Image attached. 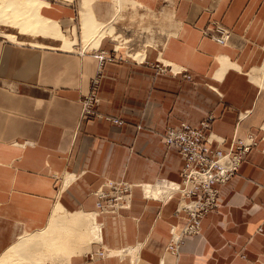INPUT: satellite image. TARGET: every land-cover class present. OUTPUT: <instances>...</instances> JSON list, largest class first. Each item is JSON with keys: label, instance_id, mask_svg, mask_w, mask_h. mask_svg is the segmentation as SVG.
<instances>
[{"label": "crops", "instance_id": "0c3cea01", "mask_svg": "<svg viewBox=\"0 0 264 264\" xmlns=\"http://www.w3.org/2000/svg\"><path fill=\"white\" fill-rule=\"evenodd\" d=\"M47 1L46 15L62 27L80 15L82 0ZM133 1L154 13L156 30L160 12L175 31L160 46L158 31H122L153 38L144 61L104 65L97 111L123 125L100 117L82 121L81 115L99 72L98 54L117 46L111 36L84 50L83 31H77L81 43L65 50L51 39L0 34V259L20 238L49 230L57 207L69 214L94 211L93 193L106 179L180 183L184 160L160 135L181 123L199 127L213 115L218 136L254 133L259 143L219 188L220 207L203 219L200 235L185 239L179 256L167 246L171 229L186 225V214H176L181 195L145 199L137 188L121 216L95 215L100 239L88 251L45 264H264V238L257 232L264 228V109L249 77L264 62V0ZM127 9V18L135 17L137 9ZM93 11L100 22H111L116 2L94 0ZM216 24L230 30L228 43L204 35ZM160 60L186 69L193 80L157 73ZM98 243L113 255L91 261L88 253Z\"/></svg>", "mask_w": 264, "mask_h": 264}, {"label": "built area", "instance_id": "2783aa9c", "mask_svg": "<svg viewBox=\"0 0 264 264\" xmlns=\"http://www.w3.org/2000/svg\"><path fill=\"white\" fill-rule=\"evenodd\" d=\"M215 42L226 44L231 39L230 30L220 24H216L213 32H205ZM100 60L114 61L101 53ZM170 67V71L177 75L184 69L174 66L172 63H164ZM188 80L190 75H184ZM101 76L98 75L92 81V88L82 102V121H89L100 117L112 123L123 125V121L116 117L100 115L97 106L100 98L97 95ZM211 115L199 127H192L182 123L179 127H167L162 135L168 148H175L184 160L183 178L180 183L161 180L155 184L129 183L127 181H114L106 179L93 193L95 197L94 213L97 217L121 216L123 210L131 208L133 191L141 188L144 197L158 200V198H171L175 193L181 195V202L177 212L186 214V225L183 228L173 227L171 239L167 247L168 252L179 256L180 249L187 237L198 236L202 233L203 219L218 206H220L219 188L230 181L238 172L241 163L246 160L248 153L257 146L258 138L254 133L246 137L234 135L231 139L218 136L213 132ZM145 186H150L148 192ZM258 234L264 238V229H258ZM99 244V243H98ZM99 248L88 253L91 261L98 258L113 255V250L100 245ZM135 252V251H134ZM124 250L122 254L135 257L136 253ZM137 256V255H136ZM136 259H133L135 263Z\"/></svg>", "mask_w": 264, "mask_h": 264}, {"label": "bare ground", "instance_id": "6f19581e", "mask_svg": "<svg viewBox=\"0 0 264 264\" xmlns=\"http://www.w3.org/2000/svg\"><path fill=\"white\" fill-rule=\"evenodd\" d=\"M115 2L116 15L111 23L121 18L120 13L125 8L130 7L135 10L142 7L140 3L133 0H115ZM93 3L94 0H82V7L79 11L83 43L88 49H90L89 47L91 49L98 48L104 37L117 34L113 31V25L109 26L108 24L109 27L106 28L104 23L95 17ZM50 5L47 0H0V26L15 29L19 35L60 42L63 49L70 50L79 44L77 26L71 29L70 35L67 34L57 20L43 14L42 10L49 8ZM0 34L10 40L18 39V35L10 32L6 33L0 30ZM35 43L40 45V42L35 41ZM118 46L119 44H117ZM133 56L135 59H143L140 53ZM227 65L240 69L229 62ZM249 73L251 81L264 88V62L262 66L255 67ZM176 184L172 183L173 186ZM149 188L150 186H145V191L148 192ZM99 228L100 225L97 223L94 213L81 211L69 214L63 213L61 208L57 207L49 230L20 238L3 255L0 264L64 262L73 254L88 251L92 242L99 241Z\"/></svg>", "mask_w": 264, "mask_h": 264}, {"label": "rangeland", "instance_id": "374dc122", "mask_svg": "<svg viewBox=\"0 0 264 264\" xmlns=\"http://www.w3.org/2000/svg\"><path fill=\"white\" fill-rule=\"evenodd\" d=\"M97 7V6H96ZM111 8L114 9L115 8V4H112L111 5ZM128 8V7H127ZM125 8L123 11H121V18H118L115 21H113L112 23L107 20H103L104 21V26L106 28H108L109 26H112L114 27L113 31H115V33H117L115 36H112V35H108V36H112L111 38L115 39V44H119V46L117 47H114L112 51H109V52H106V51H100V53L98 54V60H99V74L100 76H102V72H103V69H104V65L108 62H118V61H124L126 59H133L135 61H144V57H145V49L146 47H148V45H150L151 43V40H153L152 36H147L146 38L143 36L145 32H143L141 34V36H136V37H133V32H130V34H124V32L122 31H147L148 33H151L153 34V31H158V46H160V42H163L166 40V38L169 36L170 34V31H175L174 28H175V24H174V21L170 18V16H166L165 14L163 13H160L158 12V29L156 30V28H154L155 26V19H154V13H151L149 12L147 9H135L136 11H133L134 13H136L135 17L129 19L127 18L128 17V9ZM44 10V9H43ZM43 14L46 15V11L47 10H44ZM139 10H141L139 12ZM124 12L126 13V16L124 15ZM47 16V15H46ZM49 17V16H48ZM73 25H71L70 27H63V29L66 31L67 34H71V29L73 26H77V30L78 31H83L81 30V24H80V15H77L76 19L72 21ZM111 23V24H110ZM61 24V23H60ZM109 24V26H108ZM62 26V25H61ZM108 26V27H107ZM0 30L3 31V32H13V33H17V30L15 29H12V28H8V27H2L0 26ZM135 35V34H134ZM20 36V35H19ZM120 40V41H119ZM145 40V41H144ZM79 44L81 43V38L79 36ZM121 42V43H120ZM35 43V42H34ZM57 43H60V42H57ZM82 45L84 47V50L88 47L86 46L85 43H83V37H82ZM90 46V45H89ZM91 49V47H89ZM74 49V47L72 48ZM71 50V49H70ZM102 52H105V57H110L111 59H113L114 61H108V60H104L103 62H101L100 60V55H102L101 53ZM137 53H140L142 55V58L143 59H135L134 58V54H137ZM166 63L165 61L163 60H160L158 63H156V70H157V73L159 74H167V73H170L171 75L173 76H178L179 74L175 75L173 74L171 71H170V67H165V64ZM263 63H260L259 66H262ZM257 68V67H256ZM251 72V71H250ZM250 74V73H249ZM180 75H190V73H188V71L186 69L183 70L182 74ZM187 79V78H186ZM188 80V79H187ZM193 80L192 76H191V79L189 81ZM250 83L252 85V89L254 91V94L256 95V98L259 102V105L261 108L264 109V88L261 87L260 85L252 82L250 80ZM93 85V84H92ZM99 90H100V83L98 85V92H97V95L99 97ZM91 92V91H90ZM90 94V93H89ZM83 102V101H82ZM98 108V106H97ZM98 113V111H97ZM99 114V113H98ZM101 115V114H100ZM113 117V116H111ZM210 117V116H208ZM207 117V118H208ZM118 118V117H116ZM206 118V119H207ZM120 119V118H119ZM122 120V119H121ZM205 120V119H204ZM203 120V121H204ZM123 121V120H122ZM124 122V121H123ZM124 124V123H123ZM182 124V123H181ZM264 127V125H263ZM262 127V137L264 139V128ZM164 133V131H163ZM163 133H161L160 137L161 139L163 140ZM257 136V135H256ZM246 137V136H245ZM258 141V140H257ZM164 142V140H163ZM259 143V141H258ZM165 144V142H164ZM166 145V144H165ZM255 148V147H254ZM178 152V151H177ZM251 152V151H250ZM249 152V153H250ZM248 153V155H249ZM180 155V154H179ZM247 155V157H248ZM246 157V159H247ZM245 161V160H244ZM243 161V162H244ZM242 162V163H243ZM241 163V165H242ZM240 165V167H241ZM239 167V169H240ZM184 168V167H183ZM239 171V170H238ZM238 172H236L233 177L237 174ZM182 175H183V171H182ZM232 177V178H233ZM183 178V176H182ZM231 178V179H232ZM230 179V180H231ZM123 181V180H122ZM130 183V182H129ZM134 184H138V183H134ZM227 184V183H226ZM225 184V185H226ZM224 186V185H222ZM138 188V187H137ZM135 188V189H137ZM134 189V190H135ZM141 189V188H140ZM219 195H220V190H219ZM133 196H134V191H133ZM145 199H148V198H145ZM158 200H162V201H165L166 198H158ZM133 201V200H132ZM221 205V203H220ZM132 206V205H131ZM179 207V206H178ZM220 206H218L219 208ZM218 208L216 210H218ZM178 210V208H177ZM176 210V214H179V213H183V212H177ZM215 210V211H216ZM213 211V212H215ZM87 212V211H85ZM94 213V211H90V213ZM212 212V213H213ZM89 213V212H88ZM261 228V227H259ZM258 228V229H259ZM263 228V227H262ZM264 229V228H263ZM258 232V231H257ZM170 243V242H169ZM169 245V244H168ZM168 247V246H167Z\"/></svg>", "mask_w": 264, "mask_h": 264}]
</instances>
